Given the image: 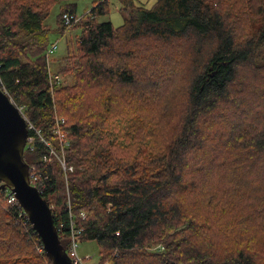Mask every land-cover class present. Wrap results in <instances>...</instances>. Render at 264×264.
I'll return each mask as SVG.
<instances>
[{
    "label": "trees",
    "instance_id": "obj_1",
    "mask_svg": "<svg viewBox=\"0 0 264 264\" xmlns=\"http://www.w3.org/2000/svg\"><path fill=\"white\" fill-rule=\"evenodd\" d=\"M107 1L65 23L73 0H0L2 89L40 130L23 156L60 243L73 222L96 264H264V0H121L118 27ZM59 2L54 30L80 35L55 71ZM9 191L0 264H52Z\"/></svg>",
    "mask_w": 264,
    "mask_h": 264
},
{
    "label": "water",
    "instance_id": "obj_2",
    "mask_svg": "<svg viewBox=\"0 0 264 264\" xmlns=\"http://www.w3.org/2000/svg\"><path fill=\"white\" fill-rule=\"evenodd\" d=\"M28 134L25 118L0 88V182L8 186L28 221L40 236L43 250L52 264H73L60 243L51 206L30 183L29 166L24 159Z\"/></svg>",
    "mask_w": 264,
    "mask_h": 264
},
{
    "label": "rangeland",
    "instance_id": "obj_3",
    "mask_svg": "<svg viewBox=\"0 0 264 264\" xmlns=\"http://www.w3.org/2000/svg\"><path fill=\"white\" fill-rule=\"evenodd\" d=\"M127 1L131 2L133 5H137V6L142 5L144 7H150L156 0H127ZM73 2L76 5V15L82 16L85 12H88L93 7L94 0H73ZM61 6H62L61 2L55 4L44 21L46 27L48 29H51V32L49 34L50 43L57 42V47L54 50V52L50 53L49 54L50 56H47V54L45 56L46 61L48 62L49 66H51V69L54 70L55 65L58 64V66L55 67V71H57L59 67L65 63L64 61H60V60L68 54V51L69 53H71L72 48L73 49L75 48L74 45L75 35L77 36L80 35L79 28L70 30L63 37H60L59 34L54 30L56 25V16ZM107 6L109 10L108 13L99 15L97 17V20L98 21L109 20L114 27L120 26L123 23L125 17L127 16L129 7H125L124 3L121 0H108ZM47 49H46V53H47ZM57 77L62 81V83L63 82L71 83V77L69 76L58 75ZM65 250L66 252H68L69 248L67 247V249L65 248ZM77 252L79 256L84 258L85 264H96L98 262L99 246L97 242L94 240L78 241Z\"/></svg>",
    "mask_w": 264,
    "mask_h": 264
},
{
    "label": "built area",
    "instance_id": "obj_4",
    "mask_svg": "<svg viewBox=\"0 0 264 264\" xmlns=\"http://www.w3.org/2000/svg\"><path fill=\"white\" fill-rule=\"evenodd\" d=\"M62 17H63L65 23H69L71 21H77V20H79L81 18L80 15H75V14H70V13H64ZM56 47H57V42L51 43L49 45V48L47 49V53H46L47 56H49V54L52 53L56 49ZM2 86H3V84H2V79H1V76H0V88L1 89H2ZM3 91L6 93L5 90H3ZM17 108L20 111V113L22 114V116L25 118L26 124H27V129H28V134H27V138H26L25 148H32L33 140L35 138L34 134H36V136L38 138L42 139V136L40 134V130L37 129L31 122H29L27 120V118L22 113L21 107L17 106ZM63 122H64L63 119H61L60 121L58 119H56V126H55V128L53 130V132L58 135L60 141L62 140V137H63V134L61 133V130H60V124H62ZM31 132L33 134H29ZM65 144H67V143H65ZM46 145L49 147V150H48V155H45L43 157V160H49L51 155L57 156L56 152L54 151V149L52 148L50 143L46 142ZM25 148H24V150H25ZM58 159H59L60 164L64 168L65 167L64 158L63 157H61V158L58 157ZM69 169H71V167H69ZM29 180H30V183L33 186H35L37 189H38V187L39 188L43 187V183L39 181L38 176H37V174L35 172V167L34 166H31V167L29 166ZM7 201L9 203H11L12 205L18 204L19 208L24 213L23 209L21 208V206L18 203L15 195L12 193L11 190L9 191V193L7 195ZM81 215L84 216V213L82 212ZM70 229H71V231H70L69 244H68L69 251L67 253L70 256L73 264H85L84 263V258L79 256L78 252H77L78 241H77V239L75 237V234L78 232V230L73 228V222L70 223ZM42 248H43V246H42ZM105 264H108V263H105Z\"/></svg>",
    "mask_w": 264,
    "mask_h": 264
}]
</instances>
